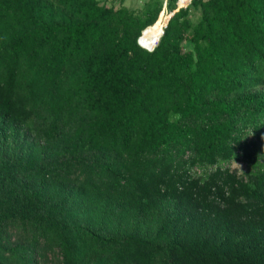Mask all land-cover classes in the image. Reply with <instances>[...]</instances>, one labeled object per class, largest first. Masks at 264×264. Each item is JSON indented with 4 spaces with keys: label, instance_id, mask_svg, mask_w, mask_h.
<instances>
[{
    "label": "trees",
    "instance_id": "obj_1",
    "mask_svg": "<svg viewBox=\"0 0 264 264\" xmlns=\"http://www.w3.org/2000/svg\"><path fill=\"white\" fill-rule=\"evenodd\" d=\"M154 7L0 0V264H264V0Z\"/></svg>",
    "mask_w": 264,
    "mask_h": 264
},
{
    "label": "rangeland",
    "instance_id": "obj_2",
    "mask_svg": "<svg viewBox=\"0 0 264 264\" xmlns=\"http://www.w3.org/2000/svg\"><path fill=\"white\" fill-rule=\"evenodd\" d=\"M100 4L105 5L106 7H111L113 9H120L122 7L128 9L129 11L135 14H141L146 7H149L151 12H153L156 8L155 5H160V10L157 15V19L152 26L147 27L142 34L141 37V44L144 48L150 49L154 47L160 39L161 32L166 27L167 23L171 19V17L176 13L179 9L188 8V20L190 21V25H196L200 19V12L191 7V2L193 0H189L190 2L187 6H181L187 0H180L176 1L174 4L175 10L169 11L167 6V0H98ZM164 27V28H163ZM183 47L185 49H191L188 43H184ZM57 160L62 163L63 165L69 166L71 170H77L76 176L79 177L78 182L82 180L84 177L83 174L79 173L78 169L82 167L81 159L71 158L70 156H59ZM232 167L236 169L239 175H245L249 168L242 162V163H232V164H225L224 168ZM198 175L200 174L198 170H194ZM52 264H55L53 261Z\"/></svg>",
    "mask_w": 264,
    "mask_h": 264
},
{
    "label": "built area",
    "instance_id": "obj_3",
    "mask_svg": "<svg viewBox=\"0 0 264 264\" xmlns=\"http://www.w3.org/2000/svg\"><path fill=\"white\" fill-rule=\"evenodd\" d=\"M178 1H180V0H178ZM189 2H190V1L187 0V2H185V3H184L183 5H181V6H187V4H188ZM142 33H143V32H142ZM137 43H138V45H139L141 48L145 49V50L148 51V52H152V51L154 50L155 46L157 45V44H156L154 47H152V48H150V49H146V48H144V47L142 46V44H141V36L139 37Z\"/></svg>",
    "mask_w": 264,
    "mask_h": 264
},
{
    "label": "water",
    "instance_id": "obj_4",
    "mask_svg": "<svg viewBox=\"0 0 264 264\" xmlns=\"http://www.w3.org/2000/svg\"><path fill=\"white\" fill-rule=\"evenodd\" d=\"M162 35H163V31H162Z\"/></svg>",
    "mask_w": 264,
    "mask_h": 264
}]
</instances>
